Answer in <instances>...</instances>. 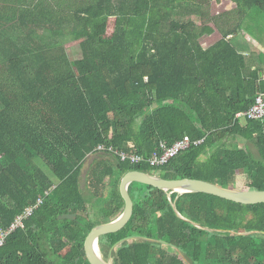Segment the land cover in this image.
Wrapping results in <instances>:
<instances>
[{"label":"trees","instance_id":"1","mask_svg":"<svg viewBox=\"0 0 264 264\" xmlns=\"http://www.w3.org/2000/svg\"><path fill=\"white\" fill-rule=\"evenodd\" d=\"M232 1L237 25L208 48L200 39L215 30L194 18L217 21L210 0H38L0 17L1 227L43 197L0 247V264H90L86 238L122 214L131 171L264 191V119L237 117L264 93L263 69L232 40L264 42V0ZM69 37L83 52L75 61ZM186 136L203 142L161 167L95 152L132 143L149 158ZM129 192L133 217L100 239L104 259L139 238L114 250V264H264V203L140 183Z\"/></svg>","mask_w":264,"mask_h":264},{"label":"water","instance_id":"2","mask_svg":"<svg viewBox=\"0 0 264 264\" xmlns=\"http://www.w3.org/2000/svg\"><path fill=\"white\" fill-rule=\"evenodd\" d=\"M92 158H90L83 167L82 173L85 174L90 168ZM132 183H140L155 188L164 190L166 192H178L184 193H205L214 195L229 201L236 203H241L244 205H255L264 203V191L259 190H235L232 188H226L214 183H210L198 179H164L159 175L153 173H144L141 171H131L125 174L120 182V192L125 201V208L121 215L109 223L101 224L92 229L85 241V253L87 260L90 264H114L113 253L114 250L122 246L125 242L137 240L139 238H127L118 242L110 251L107 259H104L100 255L99 241L103 236L114 234L121 231L130 222L134 214V201L129 192V186ZM179 217L184 219L180 213L177 211ZM77 216L75 214H65L60 217V219L76 220ZM200 227L199 225H197ZM201 228V227H200ZM147 240V239H142ZM165 245H170L173 247L178 254L187 263L188 260L182 254V252L171 244L164 243Z\"/></svg>","mask_w":264,"mask_h":264},{"label":"built area","instance_id":"3","mask_svg":"<svg viewBox=\"0 0 264 264\" xmlns=\"http://www.w3.org/2000/svg\"><path fill=\"white\" fill-rule=\"evenodd\" d=\"M237 117L249 120L264 119V93H260L255 100L254 105L244 113L237 114ZM203 141H192L186 136L178 140L173 145L168 146L165 142L160 144L158 151L154 152L149 158L141 156L135 149L132 143L129 144V151H121L113 146L99 145L95 150L96 153H109L118 157L122 162H128L133 165H138L143 162L149 163L152 167H161L168 164L173 158L177 157L182 151L189 149L191 146L199 145ZM43 197L38 199L34 206L28 207L23 214L16 217L15 222L9 229H4L0 225V247H2L8 236L14 233L17 229L24 226V221L31 217L34 211L42 204Z\"/></svg>","mask_w":264,"mask_h":264},{"label":"rangeland","instance_id":"4","mask_svg":"<svg viewBox=\"0 0 264 264\" xmlns=\"http://www.w3.org/2000/svg\"><path fill=\"white\" fill-rule=\"evenodd\" d=\"M236 8L237 5L232 0H220L218 2L216 0H210V3H208V5H206L204 9L210 17L214 16L217 21H213L209 18H205L204 21H200L197 20L195 16L189 15H186L184 20H191L195 17L194 20L196 21V23H198L200 28H202L203 25L208 24L215 30L213 34H205L200 39L201 44L205 48H208L217 43L222 38V30L232 29L237 25L239 18L236 12ZM114 24L115 19L112 18L110 20V26L108 29L109 35H111L114 31ZM248 35L252 36L250 33H248ZM232 40L235 42V44L240 45V33L237 34V36L235 35ZM65 43L72 61L83 57L80 41H74L71 37H69L66 39ZM44 168L50 174V176H53L51 174V171L47 167ZM115 179L112 180L114 181ZM86 194H88V192Z\"/></svg>","mask_w":264,"mask_h":264},{"label":"crops","instance_id":"5","mask_svg":"<svg viewBox=\"0 0 264 264\" xmlns=\"http://www.w3.org/2000/svg\"><path fill=\"white\" fill-rule=\"evenodd\" d=\"M38 0H0V17H12L19 5H34ZM51 1V0H50ZM240 50L248 57L250 64L263 69L264 77V42L260 43L247 32L240 34Z\"/></svg>","mask_w":264,"mask_h":264}]
</instances>
